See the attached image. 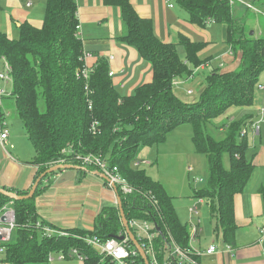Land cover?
Listing matches in <instances>:
<instances>
[{
	"label": "trees",
	"instance_id": "obj_1",
	"mask_svg": "<svg viewBox=\"0 0 264 264\" xmlns=\"http://www.w3.org/2000/svg\"><path fill=\"white\" fill-rule=\"evenodd\" d=\"M103 2L120 10L123 32L118 40L134 47L152 67L151 81L127 96L120 95L113 85L104 58L98 59L88 80L78 73L85 64V51L82 39L76 36L79 21L75 0H45L42 25L21 23L17 38L10 39L0 30V69L5 59L12 76L10 95L34 149L29 161L35 167L32 184L43 175L30 198L12 200L0 192V210L9 203L14 210L10 240L0 243L4 247L0 264H48L51 254L67 259L75 255L74 250L82 257V264H116L86 241L91 237L105 241L123 235L125 229L116 205L101 208L92 230L58 228L43 220L37 211L36 198L61 169L47 171L58 164L78 167L81 174L96 170L78 158L87 154L116 166L133 187L130 194L117 187L125 217L159 227L161 234L150 245L160 262L170 259L167 254L171 238L181 248H190L188 227L179 220L173 197L160 181L136 164L142 149L163 142L183 124L191 126L195 150L208 161L206 184L194 190L192 196L205 202L223 241L234 244V198L243 192L254 164L246 157L247 134L241 136L245 119L215 121L230 108L253 105L259 75L264 70V36L249 33L252 29L247 24V14L252 10L244 7L238 12L228 0H175L187 12L189 23L199 28L208 22L225 25L229 50L239 59L234 70L222 72L213 68L198 98L186 102L175 94L174 82L190 78L205 65L200 55L209 42L194 41L185 35H180L178 43L162 41L155 35L151 19L141 17L130 0ZM178 44L184 47V59L177 51ZM40 98L44 110L39 109ZM216 123L223 125L218 127L222 128L220 137L210 130ZM3 189L20 196L30 188ZM258 193L264 210V182ZM44 226H52L65 235H46ZM139 242L149 246L146 239ZM127 246L135 247L130 239ZM136 258L145 264L141 255Z\"/></svg>",
	"mask_w": 264,
	"mask_h": 264
},
{
	"label": "crops",
	"instance_id": "obj_2",
	"mask_svg": "<svg viewBox=\"0 0 264 264\" xmlns=\"http://www.w3.org/2000/svg\"><path fill=\"white\" fill-rule=\"evenodd\" d=\"M75 1L80 25L79 37L83 41L85 53H88L84 60L85 65L89 68L94 67L98 59L104 58L108 63L109 72H112L109 75L112 83L122 96L130 95L136 87L150 82L152 79L151 64L144 60L134 47L118 40V36L123 32L119 8L106 5L103 0ZM243 1H236L238 4L236 11H242L247 1L253 5L257 0L255 2H252L253 0ZM28 2H30L29 6L26 5ZM130 2L141 17L151 19L154 33L160 40L178 43L180 35H185L198 41L195 40V36L199 33V27L189 23L183 9L176 7L170 0H130ZM44 3L38 0H0V30L12 39L19 36L18 27L23 22L40 27L43 23ZM208 23L214 24L215 22ZM200 30L203 31L205 42L212 39L209 30L204 31L201 28ZM230 55L233 56L235 62L239 61L238 57L231 52ZM203 68L204 66L200 69ZM174 83L182 86L184 78L176 79ZM187 90L193 91L192 89ZM189 101L195 100L189 99ZM232 109H228L215 122L228 119ZM2 114L8 127L6 121L12 116V112ZM23 138L28 140L25 132L23 136L20 133L16 135L9 130L7 139L0 140L1 188L14 187L27 190L32 185L35 167L29 161L34 156V149L29 148ZM12 150H14V155ZM78 170L79 168H74V166L67 167L51 176L48 188L36 198L37 211L43 220L58 228L79 227L92 230L97 213L104 206L116 205L117 195L97 170L85 171L83 174ZM166 191L172 196L171 192L167 189ZM199 200L207 207L203 200ZM234 209L237 228L233 245L223 241L222 234L216 229L209 209L210 226L206 229L201 226L198 211L192 216L191 221L198 225V233L191 243V248L199 251L193 257L197 264H264V240L261 241L259 237V228L264 226V210L258 190L252 193L236 194ZM184 224H187L189 228V222ZM211 244H215L217 249L211 254L205 253V249ZM56 260H53V263L50 260V264H70L64 262V259L57 258ZM80 261L82 264L81 259Z\"/></svg>",
	"mask_w": 264,
	"mask_h": 264
},
{
	"label": "rangeland",
	"instance_id": "obj_3",
	"mask_svg": "<svg viewBox=\"0 0 264 264\" xmlns=\"http://www.w3.org/2000/svg\"><path fill=\"white\" fill-rule=\"evenodd\" d=\"M38 1L45 2V0ZM245 1L246 0L243 2ZM170 2L179 8L175 0H170ZM247 3H250V1H247ZM235 4L231 5L234 10L237 9L238 5ZM254 4L258 12L252 10L251 13L247 14V24L252 29L249 33L254 31L256 35L264 36V0H257ZM184 13L186 17H188L187 12L184 11ZM201 29L204 31L209 30L212 36V39L208 41L207 48L200 56V59L205 62L204 68L196 69L193 76L184 79V84L182 86H177L175 84V94L186 102H191L189 99L196 100L198 98L200 91L206 85L205 78L213 68H219L220 71L230 70L236 68L237 63H239V61L235 62L233 56L230 55L225 25L220 23H207L205 27ZM198 31L199 33L195 36V40L205 42V37L202 34L203 31L200 30V28ZM176 48L181 58L184 59V47L182 45H176ZM223 61L225 63H223ZM1 84L8 94L2 99L0 109L5 115L8 111L12 112V116L10 118L7 117L8 119L6 118L8 129L16 135L20 133L24 136V130L16 112L14 100L10 95L12 83L8 82ZM262 86H264V70L259 75V82L255 89L253 105L249 107H233L228 115V119H235L237 121L245 119L247 131L245 140L248 145L246 157L249 161H252L254 168L244 187V194L246 192L252 193L254 190L257 192L259 186L264 182V121L259 122V133L257 135H254L251 127L252 123L258 122L259 111L264 108V89H262ZM187 89H192L194 91L193 96H189L192 94H186ZM39 109L44 110V101L42 98L39 99ZM220 126H223L222 123L210 128L218 137L221 136V132L219 131H221L222 128H218ZM242 128H244V126ZM23 140L24 143L32 149L31 143L26 140V138H23ZM11 152L14 155V150ZM224 162L225 164L227 163L226 158ZM137 163L139 168L145 169L152 178L158 179L159 181L161 180L164 187L171 192L175 211L183 224L188 223L189 220L192 219V217L189 219V216H192L190 208L193 205H197L196 208L201 226L205 229L210 226L208 221V208L199 199L192 197L194 190L206 184L209 169L207 157L195 150L192 142V128L189 124H183L172 130L163 142L152 147H145L139 153ZM58 256L59 254H51L50 258H52V263L53 260L57 261L56 259ZM51 261H49L48 264H50ZM63 261L70 264H81L80 259L76 255L64 259Z\"/></svg>",
	"mask_w": 264,
	"mask_h": 264
},
{
	"label": "built area",
	"instance_id": "obj_4",
	"mask_svg": "<svg viewBox=\"0 0 264 264\" xmlns=\"http://www.w3.org/2000/svg\"><path fill=\"white\" fill-rule=\"evenodd\" d=\"M231 5L235 4L237 0H228ZM27 6L30 5V2L26 3ZM245 7L250 8L251 10L258 12L254 5L251 3L244 4ZM76 36L80 35V25L78 24L76 26ZM88 55V53L84 52V60L85 57ZM1 69H0V106L2 99L8 94L6 89L2 86L1 83H12V76H11V69L8 64V62L5 59H2L1 63ZM204 65L200 66L198 69L202 68ZM92 68L87 67L84 64V67L81 69L80 75L83 76L86 80L89 78V74L92 71ZM112 72H109V75H111ZM262 89H264V86H262ZM188 94H194V91H187ZM258 122L252 123L251 127L253 130V133L259 132V122L264 121V108H262L259 111L258 115ZM4 117L2 116V113L0 111V140L5 141L9 135V129L3 120ZM96 125V122L93 123V129ZM247 134L246 127H244L241 130V136ZM64 151V150H63ZM79 159H81L83 162L93 165L95 169L99 172L100 175L105 176L108 178L107 185L112 187V184H114L116 187H118L122 193L124 194H130L133 191V187L127 182L125 178H123L119 172L116 166H110L109 163L101 159L99 156H96L94 154H87L84 156H78ZM62 161V160H60ZM190 213L192 216L197 214V208L196 205H193L190 208ZM1 216L5 217V221L1 220ZM190 216V218L192 217ZM129 227L133 234L135 235V238L139 242L140 239H146L149 243L148 245H145L144 243H140L141 248L145 252L149 264H197L196 260L193 258V256L196 253H199V251H194L191 248V243L194 240L195 236L198 233V225L197 223L193 221H189V245L190 248H181L178 246L174 240L171 238V245L169 247L168 256L170 259H166L163 262H160L158 258L156 257L150 243L151 240L158 234L156 231H153L155 229V226L152 222L144 221V220H128ZM14 228V210L12 208V205L6 204L3 206V208L0 210V243H7L10 240L12 230ZM44 234L51 235V234H63L65 233L59 229H56L52 226H44ZM125 235L124 239L119 240L117 238H109L105 241H100L96 237L88 238L86 241L91 244L93 247H95L101 254L104 256H109L113 261L116 262V264H141L137 262V256L141 255L140 252L136 247L129 248L127 246V241L129 240L128 236ZM259 237L260 240H264V227L259 228ZM230 248V246H228ZM217 249L215 244L209 245L205 249V253L211 254ZM4 247L0 246V255L3 253ZM73 254L77 255V252L74 250L72 252ZM79 259H82L80 255H77ZM59 259H63V255L59 254ZM51 260V258H50Z\"/></svg>",
	"mask_w": 264,
	"mask_h": 264
},
{
	"label": "water",
	"instance_id": "obj_5",
	"mask_svg": "<svg viewBox=\"0 0 264 264\" xmlns=\"http://www.w3.org/2000/svg\"><path fill=\"white\" fill-rule=\"evenodd\" d=\"M253 34V31L250 32V35ZM67 167H72L71 165H62V164H58V165H55L53 167H51L47 172H51V171H54V170H58V169H63V168H67ZM74 168H78V167H75ZM43 176V175H42ZM41 176V177H42ZM41 177H39L30 187L28 193L26 195H16L14 193H11V192H8L6 190H4L3 188L0 187V192L7 195L8 197H10V199L14 200V199H23V198H30L33 196L38 184H39V181L41 180ZM106 181H108V178L105 177V176H102ZM112 188L114 189V191L116 192V195H117V200H116V206L118 207V211H119V216H120V219H121V222H122V225L125 229V234L128 236V238L132 241L133 245L138 249V251L140 252L143 260H144V263L145 264H149V261H148V258L145 254V252L143 251V249L141 248L139 242L137 241V239L135 238V235L133 234V232L131 231L130 227H129V224H128V220L127 218L125 217V214H124V211H123V208H122V204H121V200H120V197L118 196L117 194V187L112 184ZM1 220L2 221H5V217L4 216H1ZM155 230L157 233L161 234V231L159 229V227L155 226ZM125 235H118L116 237H113V238H117L119 240H122L124 239Z\"/></svg>",
	"mask_w": 264,
	"mask_h": 264
}]
</instances>
